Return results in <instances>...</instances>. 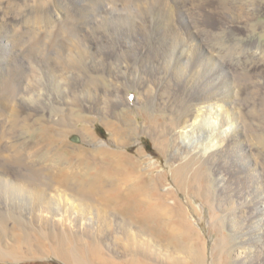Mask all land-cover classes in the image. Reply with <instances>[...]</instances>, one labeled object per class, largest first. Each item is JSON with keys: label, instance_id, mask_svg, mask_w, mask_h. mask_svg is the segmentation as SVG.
<instances>
[{"label": "bare ground", "instance_id": "bare-ground-1", "mask_svg": "<svg viewBox=\"0 0 264 264\" xmlns=\"http://www.w3.org/2000/svg\"><path fill=\"white\" fill-rule=\"evenodd\" d=\"M60 1L57 3L39 1L36 6L37 11L34 12L32 18H28L27 20L21 19L22 21L17 23L15 21L11 22V20L10 23L9 21H5L3 17H0V23L2 22L0 25L3 28L10 27L11 29H15L13 27L16 25L17 27L30 30L31 32L29 33H32L31 35L34 37L32 39L37 40L35 44L37 45V50H39L37 56L35 55L36 60L33 63L29 62L31 58L30 60L27 58L29 61L23 60L20 67L14 66L11 63L9 64L6 60L5 49L9 50L13 48L15 46L14 40L9 35L6 36L5 33L0 31V105L4 104V107L0 106L3 109V113L0 110V145L1 141L4 140V149L2 151L9 154H6L7 158H15V163H17L22 159L20 156H28V153H25V156L22 155V151L29 149V147L24 146L17 139L21 138L25 128L21 126V123L24 122L27 125L29 122L26 115L23 116L25 112L20 111L19 107L21 105L26 113L31 111V109H36L42 113V115L37 113V117L40 115L43 118H47L49 125H45L38 119L34 126L31 127L33 133L37 135L38 141L35 146L30 148V150H35V154L29 155V159H27L28 157L24 159H31L30 161H33L32 165L27 163L26 160L27 165L29 164L27 168H30L27 170L24 167V169L32 172L34 175H38L42 171H40L41 168L37 169L35 162L38 163L42 158L54 153L51 149L54 150L56 146V143L54 144L52 141L54 138L51 139L50 135L51 125H58V127L74 125V120L70 118V120H67V117L63 119L62 116L57 115V111L68 110L70 112L73 111L72 107L75 106L72 92L69 90L70 88L68 85L63 84L64 78L68 74L73 78L77 77V75L80 76L79 71V74L69 72L78 64L85 63L87 66L95 68L93 65H96L97 62L95 63V60L92 59L93 50L117 49L120 51V54L123 52L124 60H120L115 67L117 72L121 74L123 81L127 82L128 85L123 95L119 93L120 90L112 92L92 87L91 84V86L84 85L80 90L82 98L83 95L94 90L96 94H105L104 101L107 102L106 97L112 93L109 97H112L113 102L120 108H128L131 114L132 106H136L137 110L141 111V100L146 101L148 104L153 97L161 96L165 99L167 98L166 101L170 102V94L165 90L162 92V87L164 89L166 86H171V80L172 77H175V71L178 68L184 69L181 72V77L180 74L178 77L180 80L178 86L182 90V98L177 108L172 110L171 126L168 131L166 130L171 141L168 165L174 169L173 177L175 185L178 186L184 183L183 181L188 178L187 174L190 171L195 170L201 174L202 170L209 169L214 188L217 189L213 201L215 206L222 210V217L219 218L218 223L222 225V228L227 224L230 237L229 239L226 237V240L217 242V247L219 245L220 248L212 247L211 251L216 259L214 262L208 260L206 248L205 258H202L200 254L199 257L197 255L199 251L195 250L194 244L196 240L200 239L201 234L198 228H195L193 220L188 215V212L186 213L182 204L179 206L176 202L177 207L173 210L174 220L166 219L164 214L157 210V207L155 208V206L146 204V200L138 189L132 188V190L123 191L119 185L109 188L108 183L113 181L111 177H108V174L102 172L92 173L86 170V172L73 171L74 173L67 174L68 170L62 173L64 181L70 186L68 193L71 195L72 200L68 204L67 198L62 202V198L56 193L43 192L42 198L39 197V194L35 198L32 194L20 195L16 191L9 193L6 186L0 185V223L4 221L16 222L22 225V227L24 226L22 230L35 232L38 230V225L41 221V218H39L41 214L39 212L44 211L47 214L46 217L48 216V232L52 235L54 231H52L53 225L51 223L57 221L58 218L64 220L63 215L66 214L64 211H68L67 214L73 225V232L69 234L78 247L76 249L79 251L81 243L87 239L88 241L90 240L91 244L88 246L91 249H88L94 252V254L91 252L94 255V260L93 258L92 260L96 261L97 264H166L170 259L174 260V257L177 261L178 244H181L182 239L187 240V251L191 252V256H195L193 264H208L209 262L213 264L223 256L227 257V246L229 243L233 246V249L232 254H228L230 259L227 260V264H264V165L259 161L260 159L255 152L257 144L255 145L254 142L256 140L257 128H253L249 124V121H247V119L253 117L250 115V108L257 103V99L253 97L245 99V101L241 100L242 96L250 90L264 93V74L257 76L255 81H251V83L239 85L237 82V71L235 70L237 59H226L227 55L226 57L222 55L223 52L218 47L219 43H216L217 40L215 42L213 39L215 36L219 37L220 27H214V29H217V32H203L199 26L200 24H195V31L198 32L197 34L200 37L199 40H196V44L190 39L185 40L182 34L177 32L179 28L176 27L175 20L173 22L166 16V13H163L167 12V9L162 11V9L154 7L153 9L147 8L145 11H140L135 5L130 4L125 7L120 3L122 1L117 2V0ZM141 2L143 1L140 0ZM90 8L93 9L91 10ZM187 20L189 27V16ZM22 34L19 35V38L24 35ZM30 34L28 36H31ZM141 35L142 37L147 36L152 39L160 37L165 47L164 56L159 57L156 55V59L150 58V60L148 55L154 53H151L153 45H150V49L148 48V50L144 48L138 50L136 41L139 40ZM29 39L31 40L30 37ZM18 44L16 43V45ZM43 46L45 50L42 51ZM125 49L127 55L123 51ZM260 51L257 47H252L250 54L257 59H261L264 53ZM41 54L46 56L42 57ZM146 69L153 74L152 77L154 79L161 80L159 87L155 88L152 85V81L146 79ZM81 72H83V69ZM18 76L20 80L17 79ZM24 77L27 80L32 78V80L23 81ZM55 79L61 85H59V89L63 92L62 94H57L59 89L55 91ZM23 82L28 87L22 88ZM178 86L177 88L179 89ZM133 91L137 92V96H132L131 92ZM12 100L13 102L19 103L20 101L21 103L16 113L10 106ZM7 102L9 103L6 104ZM76 106H78L77 103ZM106 106L108 105H104V107ZM78 107L86 108L89 111L94 110L87 100H84ZM74 110H76L75 107ZM45 113H49V115L45 116ZM68 116L70 117L69 114ZM155 116L152 114L147 117V120L156 121ZM59 117H62V119ZM86 121L87 118L81 119L75 126H79V124ZM253 122L255 124V119ZM108 128L110 129L109 126ZM120 130L122 132V128ZM138 130L139 126H134L135 135ZM142 131L152 134V136L155 135L154 131L146 126L142 127ZM8 132H11L12 135L16 133V136L14 135L15 138L13 136L8 137ZM81 135L84 142L94 148L92 152L109 148V144L102 140L99 141L100 139L96 138L95 133L89 127H83ZM58 140L59 142L61 141V139ZM64 144L62 142L58 148L61 149V145L64 147ZM131 144L129 142L124 147H129ZM142 153L141 151L139 152L140 155ZM59 157L61 155L58 156V159ZM127 158L129 159L130 156H127ZM8 164L11 165L12 163ZM152 165V167H155V160L152 161ZM5 168L0 166V178L7 179L12 177L16 179L12 181H17L18 177L11 175ZM231 170L241 175L244 188L234 185V193L231 195L234 198L233 203H224V199L219 192L229 187L230 178L228 177V172ZM151 173L152 171L150 170L149 174ZM142 175L144 176V174ZM149 178H151L150 175ZM27 184L30 188L35 185L31 181L27 182ZM185 184H187V181ZM165 189L169 193L170 186H166ZM85 193L95 194L99 196L98 199L101 198L103 202L113 205L121 211H109L101 214L103 211L100 210L98 205L92 203V201L90 202L91 199L87 200L84 197ZM48 205L51 208H45ZM75 205L80 208L78 209ZM36 211H38L39 215H37ZM19 224L18 226H20ZM146 229H149L151 233L148 234ZM162 238L170 240L167 241L168 247L162 244ZM56 242L57 249L61 253L70 245L67 244L68 246L65 247L67 242L64 243L65 241L62 242L60 240H56ZM85 242L87 243V241ZM6 244L0 243V250ZM61 253L58 256L56 255V258L66 264L94 263L89 260L78 259L77 256L73 261L69 258L68 252ZM76 253L78 254L79 252ZM47 256L49 255L47 254ZM191 256L189 255V257ZM26 259L35 258H21L16 261L20 262ZM4 260V256L0 255V262ZM4 262H7V260Z\"/></svg>", "mask_w": 264, "mask_h": 264}, {"label": "rangeland", "instance_id": "rangeland-1", "mask_svg": "<svg viewBox=\"0 0 264 264\" xmlns=\"http://www.w3.org/2000/svg\"><path fill=\"white\" fill-rule=\"evenodd\" d=\"M39 1L42 0H0V12H2L0 14L1 15L0 17L1 18L3 17L5 21H9V22L10 20L11 22L15 21V23L22 20H27L28 18L31 19L32 15H34V12L37 11L36 6ZM43 1L47 3L51 1H52L51 3H57L60 0H43ZM142 1L143 2L140 3V0L139 1L117 0V2H120L125 7L130 4L135 5L138 7V10L140 11H145L147 10V8L153 9L154 7L157 9H162V11H165L167 9V12H163V13H166V16H168L173 22L175 20L174 23L176 27L179 28L177 29V32L181 33L185 40L190 39L194 41V43L196 44H197L196 40L197 39L199 40L200 37L198 36L199 34H197L198 32L195 31L196 29L195 24L197 25L200 24L199 26L203 32L205 31L217 32V29H214V27L215 26H217V28L220 27L221 28V30H219L220 33L218 32L219 37L215 36L213 39L215 42L217 40L216 43H219L218 47L223 52L222 55L225 57L227 55L226 59L229 60L237 59L235 70L237 71V82L239 83V85L251 83V81H255L257 76L264 74V56L261 59H257L252 54H250V50L252 47H257L259 51L261 50L260 52L264 53V0H142ZM18 7L19 9H17ZM90 9L92 10L93 8ZM2 14H4L5 16ZM188 16H189V27L187 20ZM5 28H3L2 25H0V31L5 33L6 36L9 35L10 37H12L15 45L13 47L14 50L13 48L9 50L5 49V56L8 63L20 67L23 60L29 61L30 58L31 61L29 62L33 63V61L36 60L35 55L37 56L39 50H37V45L35 44L37 40L35 39L33 40L32 38L34 37L33 35H31L32 33L31 34L29 33L31 31L28 29L26 30L21 27H17L16 25L15 27H13L15 29H11L10 27H7L8 29L6 28L7 29L6 30ZM21 34L23 35L21 36L22 39L19 38L20 37L19 35ZM29 34L31 36H28ZM14 35L15 37H13ZM29 37L31 38V40L29 39ZM16 43H19L18 44L19 46L16 45ZM136 43L138 50L142 48L148 50L150 45H153V48H151L153 51L151 53L153 52L154 53L151 54L152 56L148 55L149 59L150 58L156 59L157 58L155 57L156 55L159 57L164 56L165 47L163 46V42L160 37L157 39H152L147 36L142 37L141 35L139 40L136 41ZM43 50H45L44 46L42 51ZM116 50H112V49H104L102 51L93 50L92 59L95 60V63L97 62L96 65H93L95 66V68L89 67L85 63L78 64L75 65L73 67V70L71 69L69 72H76L77 74H79L80 72V76L77 74H76L77 77L74 78L70 77L69 74L68 76H65L63 84L68 85V87L70 88L69 90L70 92H72V98L75 101L74 102L75 106L72 107L73 111L70 112L68 110H62L61 112L57 111L58 113L57 115L62 116L63 119L67 117L66 118L67 120L69 118L71 120H74L73 121L74 125L67 127L66 126L58 127V125H51L50 135H51V139L54 138V140L52 139V141L54 144L56 143L55 144L56 146L54 147L55 148L54 150L51 149L52 152L54 153L51 152L52 154H50L48 157H45L47 159L42 158L41 161L39 160L38 163L35 162V164L37 165V169L39 170L41 168L40 171L42 170L41 172L38 173V175L37 174L34 175L32 172L27 171L30 168V167L27 168V166L29 164L32 165L33 163V161H30L31 159L30 160L27 159H29V157L32 156L35 151V150L33 151V149L30 150V148L35 146L38 141V137L36 134L33 133L31 127L34 126L36 120L38 119H40L41 122L47 126L49 124L47 123V118H43L40 115L37 117L36 114L37 113L39 114L41 111H37L36 109H31V111H28V113H26V111H24V109L20 105L19 110L25 112L23 116L26 115L29 122L27 125H25L24 122L21 123V126H24L26 129L24 128L22 136L17 135V136H21V138H17V139L20 141V143L24 144V146L29 147V149L22 151V155L28 153V156H25L26 154L24 155L25 157L20 156L23 160L26 157H28L26 160L27 163L29 164L27 165V163L25 162L26 160L23 161L21 159V161L17 162V163L21 162L19 163L20 164L19 165L15 163L16 162L15 158L12 159L7 158L6 154L7 155L9 154L2 151L4 149V144H3L4 140H2L0 145L1 146L0 166H2L3 168L6 167L5 169H7V171L11 175L18 177V179L17 181H12L16 179L12 177L7 179L0 178V185L6 186L8 188L9 193H13L14 191H16L20 195L32 194V196L35 198L37 197L38 194L40 195L39 197L42 198L43 192L45 193L48 192L50 194L56 193L62 198V202H64V200H66L67 198V204H68L72 200L71 195L68 193V188L70 186L64 181L62 173H65L69 170L67 174L74 172H86V171H90L92 173L102 172L108 174L109 175L108 177H111V180L113 181L111 183L110 182L108 183L109 188L115 185H119L122 187L123 191L132 190V188L138 189L141 195L143 196V198L146 200V204L151 205L153 207L155 206V208L157 207V210L161 211L166 219L174 220L175 216L173 215L174 213L173 210H175L177 204H179V206L180 204H182L186 213L188 212V215L193 220L192 222L194 223L195 228L196 229L198 228L201 234L200 239H198L199 241L196 240L194 244L195 250L197 252L199 251L197 255L199 256L200 254L202 258H205V252L207 249L208 260L209 261L212 260V262H214L216 259L215 256H213L212 254L211 251L212 247H217V242L226 240V237L229 239L230 236H229V229L227 227V224L225 225L224 228H222L221 227L222 225L218 223L219 218L222 217L221 216L222 210L216 207L213 201L214 194L216 193L217 189L214 188L211 173L209 172V169H205L204 171L202 170L201 174H199L195 170H192L187 174L188 178L185 179L187 181V184H185L186 181L184 180L183 181L184 183L181 184L182 186L181 187L175 185L176 183L173 177L174 169L172 166L168 165L169 151L171 149V143H170L171 141L167 131L171 126L172 110L177 108L182 98V90L178 86V84H180V80L178 77L179 74L181 77L182 74L181 72H183L184 69L178 68V70L175 71L174 73L175 77H172L171 86H166V88L164 89L162 87L161 90L162 92L165 90L167 93L170 94V99H171L170 102H167L166 101L167 98L165 99L161 96L153 97L154 99L152 98V100L148 104L146 101L141 100L140 103L142 105V108L140 112L137 110L136 106L131 107L132 114L130 113L128 108L118 107L113 102L112 97H109L111 96L112 93L108 97H106L107 102L104 101L105 94L103 95L96 94L94 90L90 93L85 92L87 94L83 95L82 98V94L80 90L84 85H89V86L92 85V87H97L98 89L109 90L112 92L120 90L119 93H121L122 95L125 93L126 86L128 85V83L123 81L121 74L117 72V69L115 67L116 64L120 60H124L125 57L123 58V52L122 54H120V51L119 50L116 51ZM123 51L126 53V49ZM125 55H127V53ZM41 56L44 57L46 55L41 54ZM15 58H17L18 61ZM82 69L83 72H81ZM145 72H146V79L151 80L153 83L152 85L155 88L159 87L161 84V80L156 78L154 79L152 77L153 74H151V72L148 69H146ZM19 78L20 77L18 76L17 79ZM25 80H27L26 77H24L23 81ZM31 80L32 78L28 79L27 81H31ZM54 84H55V91H57L61 85L58 83L57 79L54 80ZM177 86L179 87V89L177 88ZM24 87H28V85L23 82L22 88ZM256 91L255 92L252 90L248 91L247 94L242 96L241 100L245 101V99H250L253 97L257 99V103H256L257 105L255 104L253 107L250 108V115L253 116L250 117L252 120L249 118L247 119V121H249V124L252 125L253 128L254 127L257 128L255 139L258 142L256 140L254 142L255 145L257 144L255 146V152L256 155H258L257 157L260 159L259 161L264 165V129H263L264 126L262 127V124L264 125V95H263L264 93L262 94ZM62 93L63 92H61L60 89L57 92V94H62ZM131 94L133 97L137 96L136 91L131 92ZM260 95L262 96L260 97ZM261 99L263 100V102ZM84 100H87L90 106L94 108L93 111H89L86 108L78 107L80 104L83 103ZM8 103L9 102H7L6 104ZM76 103L78 106H76ZM19 104H21L20 101L19 103L15 101L13 102V100L10 102V106L12 109H14L15 113L16 110L18 109ZM104 105H108V106L110 105V106L108 108V106L104 107ZM0 106L4 107V104ZM74 107L76 110H74ZM0 110L1 113H3L2 112L3 109L0 108ZM80 112L83 114H81ZM40 114L42 115V113ZM47 114L49 115V113H45V116ZM68 114L70 115V117L68 116ZM152 114L154 116L156 115L155 116L156 121L147 120V117H149ZM62 117L59 118L62 119ZM86 118H87L86 122L79 124V126L78 125L75 126L79 120L81 119L84 120ZM254 119L256 121L255 122L256 125L253 122ZM107 125L110 127V129L108 128ZM136 125L139 126V130L136 134L137 136L135 135V131H134V126ZM143 126L150 128V130L154 131L155 135L152 136V134H148L142 131ZM83 127L91 128V130L95 133L96 138L100 139L99 141L102 140L104 142H107L109 144V148L102 149L101 151L92 152L94 148L91 145L86 144V142H84L82 138L81 130L83 129ZM258 127L261 131L258 129ZM121 128H122V132L120 130ZM14 135L16 136V133H14L13 135L11 132L7 133L8 137L11 136L14 137ZM75 137L79 139L78 142L74 140ZM58 139H61V141L59 142ZM62 142L65 143L64 144L65 146L63 147L61 145L60 147L61 149H59L58 147ZM129 142H131L132 144L129 147H124ZM140 151L143 152L141 155L139 154ZM51 155L53 156L51 157ZM57 155L58 156L61 155V157L63 158L59 157L58 159ZM127 156H130V158L128 159ZM48 159L49 160L51 159L50 162ZM153 160H155V164H156L155 167H152ZM10 162L12 163L11 164L12 166L8 164ZM13 165H15L16 168ZM24 167L27 168V170H25ZM8 168L10 169L8 170ZM150 170L154 175L152 173L149 174ZM142 174H144V176ZM149 175L151 178H149ZM142 176L144 179L142 178ZM228 177L230 178L229 187L225 188L224 190H221L219 193L221 197L224 199L223 200L224 203H233L234 198L231 195H233L234 193V189H235L234 185L236 186L239 185L240 187L243 188L244 185L243 182L241 181L242 180L241 175L235 172L234 170L228 172ZM209 178L211 179V181ZM30 181L35 183V185L31 188L27 184V182ZM166 186L167 187L170 186L169 193L166 191L167 189H165ZM71 187L74 188L73 185H71ZM206 190L208 193L206 192ZM181 191L184 192L182 193ZM219 193L217 192V194ZM85 194L83 195H85L84 197L87 198V200L91 199L90 202L92 201V203H95L96 205L99 206L100 210L103 211L101 212V214L109 211L110 212L121 211L120 209L118 210L117 208H115V206L103 202L101 198L98 199L99 196L95 194L94 195L88 193ZM189 201L191 206L189 205ZM76 206L77 205H75V207ZM46 207L51 208V206L49 205L45 206V208ZM79 208L80 207H78V209ZM64 212H66V214L63 215L64 220L63 219L60 220L58 218L57 221L51 223L53 225L52 231H54L52 235H50L51 233L48 232V226H47L48 216L46 217L47 214H45L44 211L39 212V214H41L39 216V218H41V221L39 222L38 230H36L35 232L22 230L24 226L22 227V225H20L19 223L18 224L20 226H18L16 222L4 221L3 223H0L1 226L0 243H7L6 245H3L2 249L0 250V255L4 256L5 259L4 261L7 260V262L2 261L0 262V264H66L63 261L56 258V255L58 256V254L61 253L57 249L56 240H60L62 242L65 241L64 243L67 242L65 247L68 246L67 244H70L66 249L68 251L65 250L64 252H68L67 254L70 255L69 258H71V260L74 261L77 256L78 259H83L87 261L89 260L94 262L93 264H97L96 261H93L94 252L89 250L91 249V247H89L91 244L90 240L89 241L88 239L85 240L87 241L88 244L85 241L82 242L81 244L84 247L80 244L81 246H79L80 247L79 251L76 249L77 246L74 243L73 239L70 238L71 235L69 234L70 232H73V225L67 214L68 211H64ZM36 213L37 215H39L38 211H36ZM146 232L148 234L151 233L149 229H146ZM167 241L170 240L165 238L161 239V242L162 244H165L164 245L165 247H168ZM186 242H187L186 239H182L181 244L180 245L178 244V255H176L178 256L177 261L175 260L176 258L174 257V260L170 259V261H168L166 264L194 263L193 260L195 259L194 258L195 256L194 257L191 256V252L187 251ZM218 248H220L219 245L217 249ZM227 249H228V254L231 255L233 246L230 245V243L228 244ZM73 250L74 253L76 252L79 253L78 254L76 253L77 255L76 254L74 255ZM47 254L49 256H47ZM228 254L227 257L223 256L222 258L217 260L218 262L216 261V263L213 264H227V260L230 259ZM189 255L191 257H189ZM9 257H11L12 260L11 258L9 259ZM29 257L31 258L33 257L35 259H26L20 262L16 261L17 259H21V258L23 259Z\"/></svg>", "mask_w": 264, "mask_h": 264}, {"label": "water", "instance_id": "water-1", "mask_svg": "<svg viewBox=\"0 0 264 264\" xmlns=\"http://www.w3.org/2000/svg\"><path fill=\"white\" fill-rule=\"evenodd\" d=\"M74 140H75L76 142H78V141H79V139H78L77 137H75V138H74Z\"/></svg>", "mask_w": 264, "mask_h": 264}]
</instances>
